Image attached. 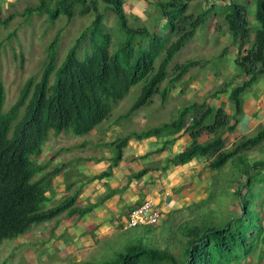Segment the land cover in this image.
I'll use <instances>...</instances> for the list:
<instances>
[{"label":"trees","instance_id":"16d2710c","mask_svg":"<svg viewBox=\"0 0 264 264\" xmlns=\"http://www.w3.org/2000/svg\"><path fill=\"white\" fill-rule=\"evenodd\" d=\"M99 1L105 11L115 16L118 28L125 35L112 53L108 50L110 37L103 31L102 15L96 12L93 0H37L35 6L0 18V26L6 27L13 18L26 20L33 14L47 15L50 21L64 16L68 22L75 7H79V15L88 14L90 9L95 13L59 65L56 64L57 34L53 37L45 50L38 79H27L5 112L2 111L4 89L0 82V244L21 237L32 226L48 222L62 213L79 217L88 212L89 209L74 207L75 194L43 210L47 181L55 173L53 170L44 174L45 165L37 162L45 141L49 136L80 137L90 133L109 118L110 103L120 100L138 83L141 84L138 97L120 118L149 104L154 95L163 102L169 89L187 70L199 66V61L192 60L168 70L172 57L209 17L224 26L230 44L236 45L239 51L234 62L242 79L227 93L233 118L240 112V95L258 77L264 79V0H252L256 22L252 35L245 19V5L235 0H214L221 4L218 9L216 3L209 4V0H158L154 8L166 23V33L162 36L144 27H129L122 0ZM202 2L207 7L204 11L186 13L190 5ZM13 35L14 32L7 38ZM250 36V44L246 47ZM79 45L83 48L81 56L77 52ZM187 116H190V123L184 132L188 134L190 144L170 160L172 165H183L195 157H204L209 160V169L217 170L264 139L263 128L253 137L242 139L224 151V141L219 133L229 132L231 119L222 109H212L204 104L184 107L169 123L134 134L132 138L140 140L162 133L175 134ZM203 131L212 138L200 144L197 139ZM128 138L107 145L114 149L112 164L120 159L121 149ZM255 167L262 168L263 165L253 163L246 170ZM143 173L141 171L134 178ZM248 200H240L241 218L237 224L234 219L221 229L197 225L183 229L181 234L185 242L181 257L174 256L167 249L143 244L140 239L148 234L145 230L144 237L137 238L135 244L127 246L122 254L105 264H239L250 255L255 243V230L248 219ZM261 231L260 226L257 236Z\"/></svg>","mask_w":264,"mask_h":264},{"label":"crops","instance_id":"0c3cea01","mask_svg":"<svg viewBox=\"0 0 264 264\" xmlns=\"http://www.w3.org/2000/svg\"><path fill=\"white\" fill-rule=\"evenodd\" d=\"M13 1L15 2L0 0V12L13 5ZM237 1L243 2L245 6L249 3L252 5L248 0ZM214 2L218 9L220 2L209 0V4ZM146 4L142 0H129L126 11L123 9L124 14L130 11L139 14L148 7ZM201 4L204 11L207 7L205 3ZM245 19L248 25L256 23L254 18L247 21L249 18L246 8ZM250 41L251 36L246 47ZM181 50H184L187 60L176 64L195 60L200 62L199 66L187 70L169 89L163 102L158 95H154L156 100L153 102L151 99L149 103L158 110L154 111V115H150V110L143 109L144 107L139 108L138 110L143 111L137 115V123H158L162 126L172 121L178 111L191 104H204L212 109H222L230 117L229 125H232L229 132L219 133L224 141V151L230 150L242 139L253 137L264 128L262 77H258L240 95V112L233 118L227 93L242 79L234 62L239 51L236 45L230 44L229 36L221 23L217 24L215 19L209 17L179 51ZM161 88L162 85L159 89ZM165 115L169 116V119H163ZM189 123L190 116H187L177 133H162L140 140L133 139L134 134L124 136L118 126L108 121H103L90 133L80 137L49 136L37 159L39 164L45 165L44 174L55 171L47 181L43 210L54 207L72 194L76 195L75 208L89 210L79 217H68L62 213L48 222L41 223V227L35 230L29 229L30 231L22 236L38 238L43 231V237L48 242L49 256L58 255L57 261L65 264H93L91 254L103 242L122 232L135 229L125 228L128 211L142 201L150 199L160 213L157 225L183 211L190 215L193 213L190 212L191 207H204L209 199L211 183L218 180L222 169L232 173V176L223 179L225 184L230 186V190H227L231 198L229 206H235V211L240 212V192L244 190L243 187L251 189L248 174L253 173L252 170H264V161L261 160L264 158V139L243 151L239 157L228 160L217 170H210L209 160L204 157H195L183 165H172L170 160L190 144V138L184 132ZM124 137L129 138L121 149L120 159L112 164L114 149L107 145ZM211 138V134L203 131L197 142L202 144ZM251 154L257 157L253 159ZM253 163H260L263 167L247 171L246 168ZM226 164H229L227 169ZM141 171L144 173L139 178H134ZM262 227L264 232V223ZM144 234L136 233L135 237L141 238ZM39 260V264H50L41 263Z\"/></svg>","mask_w":264,"mask_h":264},{"label":"rangeland","instance_id":"374dc122","mask_svg":"<svg viewBox=\"0 0 264 264\" xmlns=\"http://www.w3.org/2000/svg\"><path fill=\"white\" fill-rule=\"evenodd\" d=\"M93 1L96 4V12L102 15L103 31L110 37L108 50L109 53H112L124 40L125 35L118 28L115 16L111 12L105 11L104 5L99 0ZM122 1L123 9L126 11V4L129 0ZM144 1L145 4L147 1L148 7L141 10L139 14L133 13L132 11L127 12L125 15L127 25L132 28L144 27L148 31L156 32L162 36L166 33V23L159 17L158 9L154 8V3L158 0H142V2ZM248 2L252 1L248 0ZM239 3L243 4V2ZM35 4H37V0H15V2L13 1V5L3 12H0V18H4L12 12H20L26 7L35 6ZM245 8L246 15L250 19L247 20L249 22L251 19L253 20V2L252 5L249 3ZM202 9L201 3L192 4L187 8L186 13L196 14L201 12ZM78 11L79 7H75L73 17L68 22L64 16H58L54 21H50L47 15L42 14L37 16L33 14L26 20L16 17L6 27L0 26V82L4 89L3 112L16 100L20 88L27 79L32 78L35 81L38 79L41 64L45 58V50L53 37L57 34L56 64L59 65L81 31L90 24L95 14L94 11L90 9L89 13L85 15H79ZM249 28L251 29L252 35V31L256 28V23L249 24ZM12 32H14V35L7 38L8 34ZM82 45L78 47V56L82 54ZM184 55V50L177 52L172 57L168 65V70L177 62L187 60ZM50 81L52 82V79ZM140 88L141 84L138 83L129 88L120 100L110 103V116L106 121L118 126L124 136L138 134L153 128V126H159L158 123L153 125L150 123L140 125L139 121L137 123L136 117L143 111L141 109L138 112L136 110L134 114H130L126 118H120L136 100ZM151 99L153 102L156 100L155 96ZM143 107V109L150 110V115H154V111L158 112L153 104H148ZM20 114L21 111L19 117ZM162 118L169 119V116L165 115ZM251 156L253 159L257 157L252 154ZM261 160L264 161V158H261ZM228 167L229 164L226 166V169ZM224 171L225 169L220 170L218 180L211 183V188L208 193L209 199L205 202L204 207L200 205L195 208L191 207L190 212L193 213H189L190 215H187L183 211L172 218L168 217L164 222L160 221L161 223L156 227H151L153 230L136 227L135 229L114 236L110 240L103 242L91 254L92 263L105 264L113 261L118 254L124 252L127 246L135 244L139 240L135 237L136 233H143L145 230L148 234L144 239H140L143 244L158 249H167L174 256L181 257L180 254L183 253L185 242L181 231L186 227L197 225L210 229H221L231 220L236 219L234 224L239 223L241 217L238 210L235 211V206H229L231 198L228 196L227 190H230V186L225 184L223 180L232 176V173ZM252 171L253 173L248 174L251 189L243 187L244 190L241 192L238 188L236 189L240 192L241 199L243 197H245L244 199H249L248 219L253 224V229L255 230L253 236L256 240L254 239L255 243L250 255L243 262H239V264H264V232L261 231L259 236L256 234L258 227H262V223H264V170L260 169L258 172L256 170ZM41 225H34L30 230H35L41 227ZM38 233L40 234V230H38ZM43 234L44 232L42 231L38 238L21 236L13 240L2 241L0 244V264H39L37 262L41 258H43L39 260L41 263L65 264L57 261L58 255L49 256L48 242L43 237Z\"/></svg>","mask_w":264,"mask_h":264},{"label":"built area","instance_id":"2783aa9c","mask_svg":"<svg viewBox=\"0 0 264 264\" xmlns=\"http://www.w3.org/2000/svg\"><path fill=\"white\" fill-rule=\"evenodd\" d=\"M160 213L150 199L142 201L137 207L128 211L125 228L154 227L158 224Z\"/></svg>","mask_w":264,"mask_h":264}]
</instances>
